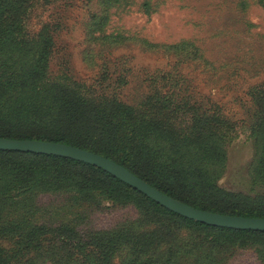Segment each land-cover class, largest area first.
Segmentation results:
<instances>
[{
  "label": "rangeland",
  "instance_id": "rangeland-1",
  "mask_svg": "<svg viewBox=\"0 0 264 264\" xmlns=\"http://www.w3.org/2000/svg\"><path fill=\"white\" fill-rule=\"evenodd\" d=\"M25 1L20 30H0V37L7 31L8 39L33 46L48 35L50 81L93 99L132 105L159 96L162 104L172 103V114L160 110L176 126L192 125L193 118L217 121L230 137L218 184L249 191L251 130L264 115V0ZM31 194L0 200V246L11 264H88L91 246L82 248L79 241L93 242L113 229L149 228L132 202L78 204L73 190ZM32 226L37 227L27 234ZM169 227L188 241L186 264H264L258 245L212 243L202 232ZM23 242L40 244L30 248ZM112 256L110 264H125L129 246Z\"/></svg>",
  "mask_w": 264,
  "mask_h": 264
},
{
  "label": "trees",
  "instance_id": "trees-1",
  "mask_svg": "<svg viewBox=\"0 0 264 264\" xmlns=\"http://www.w3.org/2000/svg\"><path fill=\"white\" fill-rule=\"evenodd\" d=\"M27 7L25 0H0V30H20ZM6 32L1 31L0 37V137L74 145L115 161L166 195L193 207L264 218V115L251 130L254 153L247 172L251 188L248 192L228 190L218 180L226 169L230 137L217 121L206 119L201 123L193 118L192 125L176 126L160 110L169 109L168 115L172 114V103L166 100L162 104L159 96L135 105L114 98L84 96L48 79V35L29 46L22 39H8ZM71 190L73 202L78 204L132 202L144 214L149 227L142 232L129 227L113 229L96 235L93 242L79 241L82 248L91 246L84 259L88 264H110L112 255L125 244L131 252L125 264H186L182 254L188 241L178 238L169 226L202 232L212 243L258 245L264 256V231L214 226L186 218L83 161L0 150L2 202L26 200L36 191ZM2 214L1 207L3 217ZM34 227L37 226L27 234ZM39 230L40 227L34 229ZM23 243L30 248L40 244ZM158 251L168 256H158ZM0 264H11L10 255L1 246Z\"/></svg>",
  "mask_w": 264,
  "mask_h": 264
},
{
  "label": "water",
  "instance_id": "water-1",
  "mask_svg": "<svg viewBox=\"0 0 264 264\" xmlns=\"http://www.w3.org/2000/svg\"><path fill=\"white\" fill-rule=\"evenodd\" d=\"M0 150L50 154L83 161L102 168L158 204L186 218L214 226L264 231V218L222 214L193 207L166 195L115 161L74 145L47 140L0 137Z\"/></svg>",
  "mask_w": 264,
  "mask_h": 264
}]
</instances>
